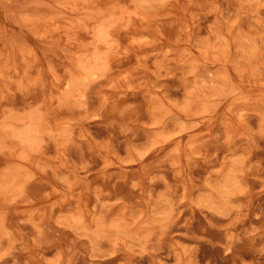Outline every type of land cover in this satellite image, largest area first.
Returning <instances> with one entry per match:
<instances>
[{
	"label": "rangeland",
	"instance_id": "1",
	"mask_svg": "<svg viewBox=\"0 0 264 264\" xmlns=\"http://www.w3.org/2000/svg\"><path fill=\"white\" fill-rule=\"evenodd\" d=\"M0 264H264V0H0Z\"/></svg>",
	"mask_w": 264,
	"mask_h": 264
},
{
	"label": "bare ground",
	"instance_id": "2",
	"mask_svg": "<svg viewBox=\"0 0 264 264\" xmlns=\"http://www.w3.org/2000/svg\"><path fill=\"white\" fill-rule=\"evenodd\" d=\"M27 135H29V133H27ZM27 135H26V137H28Z\"/></svg>",
	"mask_w": 264,
	"mask_h": 264
}]
</instances>
